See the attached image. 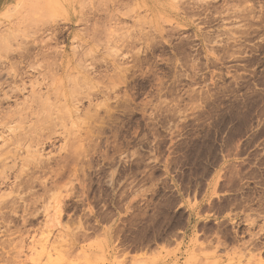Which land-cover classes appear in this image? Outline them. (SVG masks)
Returning a JSON list of instances; mask_svg holds the SVG:
<instances>
[{"label": "rangeland", "instance_id": "obj_1", "mask_svg": "<svg viewBox=\"0 0 264 264\" xmlns=\"http://www.w3.org/2000/svg\"><path fill=\"white\" fill-rule=\"evenodd\" d=\"M1 153L0 264H264V0H0Z\"/></svg>", "mask_w": 264, "mask_h": 264}, {"label": "bare ground", "instance_id": "obj_2", "mask_svg": "<svg viewBox=\"0 0 264 264\" xmlns=\"http://www.w3.org/2000/svg\"><path fill=\"white\" fill-rule=\"evenodd\" d=\"M17 78V77H16ZM39 94H42L41 92H39ZM87 97V96H86ZM34 99H36V100H34L33 102L34 103H36V104H38L37 106H33V104H31V105H29V104H27L26 103V101L22 104V107H19V108H15V110H11V111H7V112H5V113H7L3 118H2V120H1V123L2 124H5L4 122H6V124H7V122H9V123H15V122H18V124H20L19 126V128H21V126H22V124H24L27 120H29V118H34V117H37V118H35V119H38L40 116H41V113L43 112L44 114L46 113L47 114V112H44L45 110H48V106L47 107H45V102H44V100H43V98L42 97H40V96H38V97H36V96H34ZM43 104H44V106H43ZM44 114H42V116L44 115ZM48 114H50L49 112H48ZM47 114V115H48ZM47 115H44L45 117H51L50 115L49 116H47ZM41 116V117H42ZM40 117V118H41ZM39 118V119H40ZM42 119V118H41ZM40 119V120H41ZM32 120V119H31ZM44 120H46L44 117H43V121ZM42 121V120H41ZM41 121H37V122H39V125L37 124V126H36V123H35V126H32V125H29V126H31V127H27L28 129H26V128H23V127H25V126H23L22 128V131H20V129H17V133L14 135L13 134V136H11L12 138L10 139V141L12 140V145L13 146H15V148H14V150L17 152V150L19 151V150H23L25 153H27V154H31V155H33L32 153H31V148H34L35 147V144L39 141V139H36V138H51V135H53L54 133H55V131H54V129H55V126H54V124H52V123H54L53 121H52V119H51V121H50V119L49 120H46V121H44L45 123L44 124H42L41 123ZM42 121V122H43ZM47 121H50V122H52L51 124L50 123H48ZM48 124H47V123ZM8 123V124H9ZM26 124V123H25ZM42 124V125H41ZM49 125H53V127L52 126H49ZM5 127V126H4ZM54 128V129H53ZM15 130V129H14ZM14 130H13V132H14ZM8 131H9V129H8ZM12 131V130H11ZM16 132V131H15ZM14 132V133H15ZM19 132V133H18ZM12 133V132H11ZM71 134V133H70ZM68 135V134H67ZM53 136H55V135H53ZM68 138V137H67ZM70 138V137H69ZM75 138V137H74ZM44 140V139H43ZM74 143V142H73ZM7 144H10V143H7ZM39 143H37V145H38ZM36 145V146H37ZM71 145H72V143H71ZM74 145V144H73ZM72 145V146H73ZM72 146H71V149L69 148L68 150H72ZM67 147H69V146H67ZM35 151V150H34ZM3 154H6V153H3ZM3 154L1 153V155H0V181H3V180H5L4 178H6V173H7V170H6V167H8L7 166V163H6V161H7V159L8 158H10V157H4L3 158ZM34 156V155H33ZM31 161V160H30ZM28 162V161H27ZM23 166V165H22ZM2 168V169H1ZM20 171H22L23 172V169L22 170H20ZM22 172H20V173H22ZM21 175V174H20ZM7 197H9V196H7ZM5 198V196H0V210L1 209H3V207H2V205L3 204H1V202L3 201H1V199H4ZM8 199L6 198V200H4L5 202L7 201ZM4 201H3V203H4ZM56 210H58L57 208H55ZM57 212H59V211H57ZM53 216V215H52ZM57 216H59V215H57ZM56 217V211H55V214H54V216H53V218L52 219H54ZM50 218V217H49ZM50 218V219H51ZM56 219V218H55ZM49 220V219H48Z\"/></svg>", "mask_w": 264, "mask_h": 264}]
</instances>
